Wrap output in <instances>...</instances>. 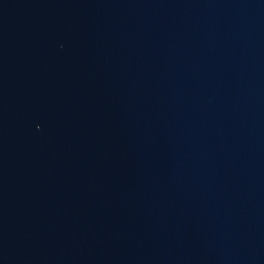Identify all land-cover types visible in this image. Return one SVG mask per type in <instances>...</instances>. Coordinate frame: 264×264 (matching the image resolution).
<instances>
[{
  "label": "water",
  "instance_id": "95a60500",
  "mask_svg": "<svg viewBox=\"0 0 264 264\" xmlns=\"http://www.w3.org/2000/svg\"><path fill=\"white\" fill-rule=\"evenodd\" d=\"M0 264H264V0H0Z\"/></svg>",
  "mask_w": 264,
  "mask_h": 264
}]
</instances>
